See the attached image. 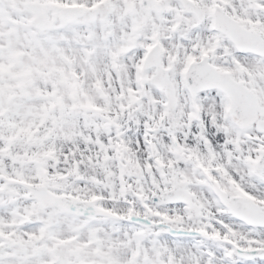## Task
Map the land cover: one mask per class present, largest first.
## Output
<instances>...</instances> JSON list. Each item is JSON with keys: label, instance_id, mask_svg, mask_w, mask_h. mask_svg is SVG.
<instances>
[{"label": "snow or ice", "instance_id": "obj_1", "mask_svg": "<svg viewBox=\"0 0 264 264\" xmlns=\"http://www.w3.org/2000/svg\"><path fill=\"white\" fill-rule=\"evenodd\" d=\"M0 264H264V0H0Z\"/></svg>", "mask_w": 264, "mask_h": 264}]
</instances>
